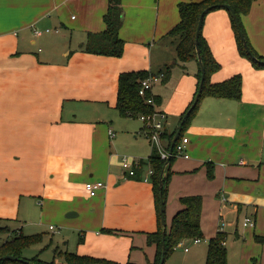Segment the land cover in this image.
<instances>
[{
	"label": "crops",
	"instance_id": "crops-1",
	"mask_svg": "<svg viewBox=\"0 0 264 264\" xmlns=\"http://www.w3.org/2000/svg\"><path fill=\"white\" fill-rule=\"evenodd\" d=\"M198 1L121 0L118 35L124 53L116 57L85 49L90 35L106 29L109 0H0L1 227L10 226L13 236L29 228L26 233L45 237L47 227H58L59 250L72 251L75 243L79 254L121 264L154 261L157 248L148 242V234L158 229V219L149 157L137 159L139 171L130 176L123 172L118 152L121 143L130 146L134 137L147 133L144 127L141 132L117 128L127 117L106 108L118 111L121 72L154 73L156 67L172 63L171 55L154 61V50H164L166 40L174 37L168 32L180 22L179 4ZM241 19L250 43L264 56V0H255ZM48 28L55 33L40 39ZM202 34L221 65L211 82L242 71V97L201 98L184 132L189 158L175 156L171 165L167 227L183 207L180 197L201 195L202 239L207 242L224 231L230 263L264 264V243L256 239L264 237V70L255 69L240 54L226 9L206 15ZM74 38L77 47L72 49ZM39 39L45 44L39 47L41 53L34 50ZM62 39H69L67 46L53 47ZM49 50L60 57H52ZM184 68L191 75L179 79L168 102L162 104L163 94L152 86L161 97L157 111L166 113L169 125L197 92L198 63L189 61ZM171 77L172 71L163 83ZM98 180L105 186L90 195L85 183ZM225 211L244 214L232 239L221 226ZM247 218L255 225H245ZM187 241L182 245L188 247ZM45 243L53 245V238ZM205 246L208 243L197 248L206 259Z\"/></svg>",
	"mask_w": 264,
	"mask_h": 264
},
{
	"label": "trees",
	"instance_id": "trees-1",
	"mask_svg": "<svg viewBox=\"0 0 264 264\" xmlns=\"http://www.w3.org/2000/svg\"><path fill=\"white\" fill-rule=\"evenodd\" d=\"M254 1L255 0H201L198 2H181L179 4V13L181 17L180 22L168 32L169 35L178 37V43L176 46L177 61L174 63V65H181L184 67L187 62L195 60L198 63L197 78L199 85L201 78V67L195 44L199 16L201 12L207 7L215 5L205 14V17L213 10L221 8L226 9L223 7V4H229L234 9L239 18L241 28L247 39L252 54L255 57H253L247 51L241 36L239 35L234 18L231 12L226 9L230 14L232 27L235 32L236 43L240 54L243 57H248L252 61V64L255 68H264V56L260 55L250 43L241 19V15L249 13ZM104 21L106 23V29L101 33L90 35L88 41L85 43V49L90 53L120 57L124 53V41L118 35V30L122 22L121 0H109V7L107 13L104 16ZM199 48L206 70L203 90L198 103L185 120V124L178 138V142L183 138L184 132L187 129L191 118L198 109L201 98L212 96L216 98L240 99L242 97L243 79L239 73L221 82H211L212 74L219 70L221 65L214 57L206 38L202 34V30L199 37ZM171 71L172 68L167 66L165 71L162 73V82H167L170 79ZM154 76H156V74L151 73L146 69L124 71L119 74L116 109L121 116L136 118L142 114L147 115L157 111V107L161 104V97L159 95L154 94L152 89L148 90L146 96H141L139 94L142 81ZM148 97H152L154 103H148ZM192 103L193 101L191 104ZM191 104L188 106L186 111L189 109ZM186 111L181 115L179 122ZM176 129L177 126L170 130L165 126L163 132L161 133V139L168 150ZM175 156L177 155L176 148L174 147L170 161L165 168V174L162 177V171L166 165L167 159H163L157 148L152 145L151 154L149 156V164L152 169V173L149 176V181L152 183V189L154 193L158 229L155 232L148 234V242L156 244L157 248L155 259L151 264H159L161 259L163 227L161 225L160 217V197L162 192L165 200H167L168 186L172 172L171 165ZM209 174L212 176L211 173ZM161 179L163 182V188L160 187ZM180 202L182 203L183 207L173 215L171 223L167 227L165 236L166 259L175 250V248L178 247L180 242L195 238H204L201 226L203 203L202 196H182L180 197ZM2 230L4 229L0 228V232H2ZM109 232L111 231L109 230ZM44 237V233H34L30 235H25L22 232L16 233L11 239L5 240L1 244L0 257L11 254L16 257L25 258L35 264H121L106 258L95 257L87 254H79L75 251H62L58 248L54 249V259L51 261L42 260L38 256L26 258L23 255L24 250L42 242ZM256 239L264 243V237L256 236ZM226 240L227 233L224 231H218L215 236L208 239L205 264H232L228 260ZM12 262L16 264H29L26 262L12 261L8 259L0 261V264H9ZM125 264L137 263L127 262Z\"/></svg>",
	"mask_w": 264,
	"mask_h": 264
},
{
	"label": "rangeland",
	"instance_id": "rangeland-1",
	"mask_svg": "<svg viewBox=\"0 0 264 264\" xmlns=\"http://www.w3.org/2000/svg\"><path fill=\"white\" fill-rule=\"evenodd\" d=\"M49 29V28H48ZM66 31V30H63ZM54 29H49V32H46L44 30V35L42 38L40 39H45L46 37H49L51 35H53ZM64 32H60V34L58 35L59 38L60 35H62ZM40 39L38 40V44L37 46L34 47V50L36 52L41 53V51H39V47L41 48L42 46H44L45 48V44L40 42ZM69 39H62L60 42H56L54 44L53 47H58V46H62V45H66L69 43L68 41ZM77 38H74L71 48L74 49L75 47H77V42H76ZM175 41V42H174ZM178 42V37H171L170 39L168 38L166 40V46L164 50H161L160 48H156L154 50L153 53V57H154V61L158 60L160 56L163 55H167L170 56L171 55V61L170 62H166L163 65H160L158 67H156L153 71L154 74H156V76L158 77L154 82H153V88H155L154 90H156L157 92L163 94V101L162 104L164 102H168L169 98H172V94H173V90L176 87V84L178 83L179 79H181L182 77H184L185 79L188 77V75H191V72L189 71V69L187 70L186 68H184L181 65H176L175 67L172 68V77H171V81L169 83H163L162 80L160 79V72L164 71L166 69V67L168 65L173 64V61L176 62L177 61V53H176V44ZM51 56H56V57H60V54L54 50H49ZM44 58V57H43ZM56 60V59H54ZM244 60L247 61V63L249 65H251L252 67V61L247 57H244ZM245 62L242 63V65H244ZM156 63H154L155 65ZM153 65V67H154ZM255 68V67H254ZM257 69V68H255ZM259 69H263L264 68H259ZM238 73V71H237ZM239 74H241L242 79L244 81V76L242 71H239ZM180 88V87H179ZM180 90H182V88H180ZM109 112L108 113H118V111H116L115 109H109L108 107L106 108ZM180 117H173L172 120L170 121V125L169 123H165V126L170 128V127H175V125L179 122ZM145 122L142 120L141 116L139 117H127V118H123L119 123H118V127L120 128H129L131 131L134 132H141V127L144 129L147 128L146 125H144ZM172 124V125H171ZM170 127H169V126ZM117 130V129H116ZM146 130V129H145ZM135 135V134H134ZM118 152L120 154V157H122L123 155H126L130 158L135 157L136 159H140L141 157L148 159L149 154L151 153V137L148 134H142L138 137H134V143H132L130 146H127L124 143H121L119 145L118 148ZM121 161V158H119V162ZM170 182V181H169ZM222 216V221H221V226L227 231L229 232L228 234V239H232L233 235L232 232L235 230V228L238 226L240 227L243 223L244 220V214H237V213H231V212H223L222 215H220V218ZM167 218V217H166ZM167 221V219H166ZM23 225V223L21 224ZM55 226V225H54ZM4 230H2V232H0V246L1 243H3V241L11 239L13 237V235H11V233L13 231H11V227L10 226H6V227H1ZM29 230V228H25L23 229V234H28L26 233ZM59 228L56 227L55 230H49L48 227L46 229L47 235L46 237L43 238V241L31 246L27 249L24 250L23 255L25 257H33L35 255H37L40 259L42 260H47V261H51L54 259V249L56 246V242L59 240V236L60 234L59 232ZM32 232H36V231H32ZM53 238V245L51 244H44V241L47 240V238ZM202 242L198 245H207L208 241L205 242L203 239H201ZM52 242V241H51ZM47 244V247H46ZM55 244V245H54ZM75 243H73V246L70 248V250L72 251H76L75 250ZM184 244H186V246H188L190 248V251L187 252L185 250V246L183 245H178V247L175 248V250L167 257L165 264H204L205 263V255H204V251L200 252V250L197 248L198 245H196L193 241V239L188 240L187 242H185ZM207 247V246H205ZM43 248V249H42ZM77 252V251H76ZM191 256V257H190ZM9 264H16V263H9Z\"/></svg>",
	"mask_w": 264,
	"mask_h": 264
},
{
	"label": "built area",
	"instance_id": "built-area-1",
	"mask_svg": "<svg viewBox=\"0 0 264 264\" xmlns=\"http://www.w3.org/2000/svg\"><path fill=\"white\" fill-rule=\"evenodd\" d=\"M46 31H49V29H46ZM36 34H42L41 30H36ZM160 78L162 77V74L159 75ZM157 76L149 77L142 81L141 87L139 89V94L141 96H146L148 90L152 89L153 82L157 79ZM148 103H154L152 97H148L147 99ZM142 120L145 122L144 125H146V133L151 137V143L154 147L157 148L159 151L161 157L163 159H167L169 156L168 149L165 147L164 142L161 139V133L163 132L165 128V123L167 120V115L164 112L155 111L152 114L147 115H140ZM110 135L114 136L115 132L110 130ZM189 139L187 136H183V138L178 142L175 143L176 148V155L189 158V154L187 151V145H188ZM121 166L122 170L125 174H128L130 176L136 174V171L138 167L140 166V162L137 159L130 158L126 155H123L121 157ZM149 175L152 173V169L150 168L148 171ZM105 186V183L101 180L98 181H87L85 183V188L89 192L90 195H94L98 189ZM250 225H255L253 220H250L249 218L246 219L245 223ZM51 229H53V225L50 226ZM194 242H200L201 238H195L193 239ZM183 242H180L179 245H182ZM185 250H188V247H185Z\"/></svg>",
	"mask_w": 264,
	"mask_h": 264
},
{
	"label": "water",
	"instance_id": "water-1",
	"mask_svg": "<svg viewBox=\"0 0 264 264\" xmlns=\"http://www.w3.org/2000/svg\"><path fill=\"white\" fill-rule=\"evenodd\" d=\"M214 6L215 5H212L210 7L205 8L201 12V14L199 16V21H198V25H197V29H196L195 44H196V50H197L198 60H199L200 67H201V78H200V82H199L198 89H197V92L195 94L193 103L191 104V106L189 107V109L186 111V113L182 117L180 123L177 126V129L175 131V134L173 136V139H172V142H171V145H170V148H169V156L167 158L166 165H165V167H164V169L162 171V177L164 176L165 168H166V166H167V164L170 161V158L172 156L175 143L177 142V140H178V138H179V136H180V134H181V132L183 130V126L185 124V120L188 117V115L190 114V112L193 110V108L196 106V104L198 103V101H199V99L201 97V94H202L203 85H204V81H205V72H206V70H205V65H204V63L202 61V57H201V53H200L199 37H200V34H201V30H202V25H203V22H204L205 14L211 8H213ZM223 7H225L227 10H229L231 12V14H232V16L234 18V21L236 23V26H237L239 35L241 36V39H242V41H243V43H244L247 51L253 57H255L252 54V51H251V49H250V47L248 45L247 39H246V37L244 35V32H243V30L241 28V24H240V21H239V18L237 16L236 12L234 11V9L229 4H223ZM160 187L163 188L162 179H161ZM160 217H161V225H162L163 229H162V253H161V259H160L159 264H164L165 263V260H166L165 236H166V232H167V222H166V200H165L162 192H161V197H160ZM5 259L12 260V261L26 262V263H29V264H35L33 262L28 261L25 258L16 257V256L11 255V254H7V255H4V256H1L0 257V261L5 260Z\"/></svg>",
	"mask_w": 264,
	"mask_h": 264
},
{
	"label": "bare ground",
	"instance_id": "bare-ground-1",
	"mask_svg": "<svg viewBox=\"0 0 264 264\" xmlns=\"http://www.w3.org/2000/svg\"><path fill=\"white\" fill-rule=\"evenodd\" d=\"M168 152H169V150H168Z\"/></svg>",
	"mask_w": 264,
	"mask_h": 264
}]
</instances>
